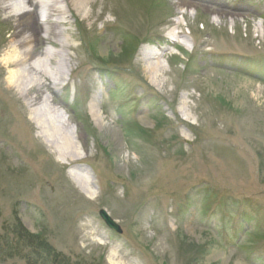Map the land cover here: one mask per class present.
<instances>
[{"label":"rangeland","instance_id":"rangeland-1","mask_svg":"<svg viewBox=\"0 0 264 264\" xmlns=\"http://www.w3.org/2000/svg\"><path fill=\"white\" fill-rule=\"evenodd\" d=\"M57 1L68 18L43 5L35 58L64 75L37 78L42 111L68 125L93 194L10 82L19 43L0 0V264H35L24 242L2 248L15 228L81 264H264V0H91L90 17Z\"/></svg>","mask_w":264,"mask_h":264},{"label":"bare ground","instance_id":"bare-ground-1","mask_svg":"<svg viewBox=\"0 0 264 264\" xmlns=\"http://www.w3.org/2000/svg\"><path fill=\"white\" fill-rule=\"evenodd\" d=\"M20 1L21 0H8L5 8H3L4 11L11 12L10 18L16 21L15 32L11 34V37H14V40L19 43L18 48H14L15 50L13 49L14 51L8 54L4 62L5 66L12 68L9 77L10 82L12 85H16L21 93L26 94L27 92V106L31 110L32 119L40 134H42L47 142L56 148L62 156L71 160L68 165L74 182L83 193L91 196L93 194L90 190L91 181L87 173L83 172L77 165L80 156L75 138L71 132L69 133L68 125H65V123H61V125L56 124L59 114L53 118V111H42L46 98L40 94L38 86L42 85V83L37 80V78H42L44 81L46 80L48 82V84H46L47 86L57 87L58 83H54V81H57L58 77L63 78L64 75L63 63L60 60H56L53 54L41 50V57L35 58L37 48L40 46L41 42L44 41L43 32L45 27L41 9L43 5H48L49 11L55 13L54 15L57 18L58 24L66 22L68 18L67 13H69V11L63 9L57 0H52L51 2L47 0H27L24 8L18 5ZM65 1H68V6H72L76 12H82L84 15L89 14L87 9L91 6V0ZM192 3L193 2L190 0L177 1V5L180 7L192 6ZM220 12L222 15H227L226 13L229 14V12L224 10ZM87 16L90 17L91 14ZM53 35L56 36L55 34ZM60 45H63V43ZM157 53L154 54V57ZM143 56L146 62V66L144 67L146 74L154 73L156 74L155 76L158 74L164 75L165 72L161 64L149 62L155 59L151 54L144 52ZM48 61L53 64V67H51L53 68L52 72L49 71V68L47 69ZM26 73H28L29 76ZM52 103H54V99ZM90 112L95 122L102 126L103 118L94 100L90 103ZM110 260L114 262L113 258H110Z\"/></svg>","mask_w":264,"mask_h":264},{"label":"trees","instance_id":"trees-1","mask_svg":"<svg viewBox=\"0 0 264 264\" xmlns=\"http://www.w3.org/2000/svg\"><path fill=\"white\" fill-rule=\"evenodd\" d=\"M16 226L19 227L18 224H16ZM16 229L17 228L14 229L13 233L18 235L17 242H10L8 240L9 238L6 237V245L2 246V248L7 251V256L17 255L19 248L16 245L24 242L25 245L30 249L31 254H34L35 264H81L78 260H76L77 262H73L68 256L64 254L58 255L55 253L48 241L40 238L38 235L28 234L23 229L16 231Z\"/></svg>","mask_w":264,"mask_h":264},{"label":"water","instance_id":"water-1","mask_svg":"<svg viewBox=\"0 0 264 264\" xmlns=\"http://www.w3.org/2000/svg\"><path fill=\"white\" fill-rule=\"evenodd\" d=\"M100 214L105 218L106 222L111 226V227H116L112 220L106 215L104 211H101Z\"/></svg>","mask_w":264,"mask_h":264}]
</instances>
